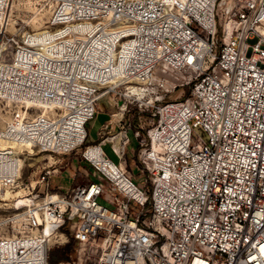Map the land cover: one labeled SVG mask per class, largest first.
I'll return each mask as SVG.
<instances>
[{
	"label": "built area",
	"instance_id": "2783aa9c",
	"mask_svg": "<svg viewBox=\"0 0 264 264\" xmlns=\"http://www.w3.org/2000/svg\"><path fill=\"white\" fill-rule=\"evenodd\" d=\"M42 4L44 29L12 32V0H0V101L14 107L0 128L2 187L20 186L24 150H81L103 97L164 70L188 73L191 89L153 102L146 133L120 117L119 133L85 146L100 179L51 191L61 174L44 169L45 192L30 194L22 217L0 219V264H51V245L70 240L73 264H264V0ZM131 131L142 186L127 163Z\"/></svg>",
	"mask_w": 264,
	"mask_h": 264
},
{
	"label": "rangeland",
	"instance_id": "374dc122",
	"mask_svg": "<svg viewBox=\"0 0 264 264\" xmlns=\"http://www.w3.org/2000/svg\"><path fill=\"white\" fill-rule=\"evenodd\" d=\"M44 4L42 0H12V7L10 12V30L13 32L15 26L24 27L29 31L42 30L45 27L47 18H48V7L44 9ZM190 75L188 73H180L172 70H166L164 73H156L155 79L146 86L148 91L145 92L144 98L140 99L139 97L131 96V98L126 95L125 90L119 89L118 93L105 96L102 99H107L113 106L114 114L116 118L119 119L122 117L123 121L126 124L131 125L133 130L142 129L144 133L150 128L153 122V112L151 104L156 100L160 99L161 96L166 95L165 99L175 100L180 97L188 96L191 85H188ZM102 114L106 112L104 109V101L101 102ZM13 106L0 101V128L6 125L10 120L11 113L13 111ZM123 111H121V109ZM122 114V115H121ZM118 115V116H117ZM103 116V115H102ZM98 116L92 120L87 125V131L89 133V142L96 143L98 141L97 132L100 128L98 122ZM104 121V117L101 118V122ZM118 131H114L112 134L106 133L105 136H112L117 134ZM104 136V137H105ZM131 144L127 150V163L129 169L134 174L135 183L138 186H142L145 180V175L140 171V165L135 158V154L139 148L138 140L134 137L133 131L129 133ZM101 140V138H100ZM99 140V141H100ZM90 145L87 141L84 144V147ZM112 145L107 144L104 147V151L108 157L118 163L120 160L117 155L112 151ZM76 151L75 153L69 156H54L49 153H41L33 150H24L29 151L25 152L19 161V167L22 170L20 186L16 189H6L0 186L2 189L0 191V219L8 220L11 219L13 215H19L27 206L31 205L30 194L42 191L43 194L45 189H40L38 185V179L44 169H56L59 171V175H56L51 180V187L49 190H60L63 193H68L72 186L80 184L84 180L78 178L77 180L70 179L68 175L62 174L63 171L77 166L76 163H83L80 157V152L84 149ZM76 165V166H75ZM51 167V168H49ZM85 170L89 167L86 164H83ZM65 168V169H64ZM90 169V168H89ZM86 174L88 172L86 170ZM83 173L86 179H90L89 176ZM91 174L93 172L91 171ZM94 176V174H93ZM100 179V177H97ZM108 189L105 190L103 195V201L105 205H112L114 202ZM23 209L18 211V209ZM132 214H137L139 212V207L134 203L130 205ZM4 233L9 232L10 235L13 234V227L3 224L1 226ZM16 229V228H15ZM73 244L75 250V243L73 240H70L67 244L53 243L50 247L49 262L52 263L51 257L53 254H57L61 249L66 248L68 245ZM71 254L68 261H62L55 264H68L77 262L76 251H71ZM95 259H92L87 264H94Z\"/></svg>",
	"mask_w": 264,
	"mask_h": 264
},
{
	"label": "crops",
	"instance_id": "0c3cea01",
	"mask_svg": "<svg viewBox=\"0 0 264 264\" xmlns=\"http://www.w3.org/2000/svg\"><path fill=\"white\" fill-rule=\"evenodd\" d=\"M102 101H104V107H105V111L106 112H104V114H102V107H101V102ZM103 115V116H102ZM122 115V114H121ZM98 116V122L100 121V123H99V126H100V128H99V130H98V132H97V136H98V141L96 142V143H98L99 142V140H100V138H101V135H104L105 136V134L106 133H108V134H112L114 131H118L117 133H119V131L122 129V127H120L119 125H118V123H117V121H118V119L116 118V115L114 114V111H113V106H112V104L110 103V101H108L107 99H101L100 100V102L98 103V113H97V115H96V117ZM95 117V118H96ZM102 117H104V121L103 122H101V118ZM123 124L125 125L126 124V122L125 121H123ZM106 126H108V128L107 129H105L106 128ZM89 133H88V140H87V142L89 143V144H94V143H90L89 142ZM107 144H111V143H107ZM106 144V145H107ZM131 144V143H130ZM105 145V146H106ZM104 146V147H105ZM112 147V146H111ZM128 148H129V146H128ZM128 150V149H127ZM112 151H113V149H112ZM114 152V151H113ZM115 154V153H114ZM136 154H137V152H136ZM136 154H135V158H136ZM116 155V154H115ZM83 163H76L77 164V166L76 167H74V168H70V167H68L69 169H67V170H65V171H63V174H65V175H68L69 177H70V179L74 176V175H78V177L75 179V180H77L78 178H82L84 181L83 182H81L80 184H83V183H87L88 181H96V180H98L97 179V177H94L93 176V174H91V172H90V169H89V167L86 169L87 170V172H88V175L86 174V170H85V168L83 167V164H86L84 161H82ZM87 165V164H86ZM88 166V165H87ZM83 173L84 174H86L87 176H89L90 177V179H86L85 177H84V175H83ZM78 185V184H77ZM73 187V186H72Z\"/></svg>",
	"mask_w": 264,
	"mask_h": 264
},
{
	"label": "trees",
	"instance_id": "16d2710c",
	"mask_svg": "<svg viewBox=\"0 0 264 264\" xmlns=\"http://www.w3.org/2000/svg\"><path fill=\"white\" fill-rule=\"evenodd\" d=\"M87 140H88V138H87ZM94 144H96V143H94ZM71 251H75L73 244H70L66 248L61 249L60 251H58V253L56 255L53 254L50 261L54 264L62 262V261H68L70 256H71V254H69Z\"/></svg>",
	"mask_w": 264,
	"mask_h": 264
},
{
	"label": "bare ground",
	"instance_id": "6f19581e",
	"mask_svg": "<svg viewBox=\"0 0 264 264\" xmlns=\"http://www.w3.org/2000/svg\"><path fill=\"white\" fill-rule=\"evenodd\" d=\"M224 4V2L222 3V5ZM164 72H166V70H164L163 71V73ZM128 89H132V90H130L128 93H127V95L128 96H135V97H139L140 99H143L144 98V95H145V92H147L148 91V89H147V87L146 86H137V87H135V86H133V87H130V88H128ZM126 90V89H125ZM121 111H123V109H121ZM116 147H117V145H116ZM1 186V185H0ZM2 189L0 188V191H1ZM2 192V191H1ZM19 217H22L21 216V214H20V216Z\"/></svg>",
	"mask_w": 264,
	"mask_h": 264
}]
</instances>
